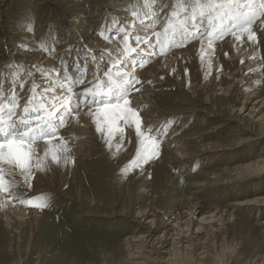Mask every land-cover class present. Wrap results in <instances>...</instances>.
I'll return each mask as SVG.
<instances>
[{
  "label": "rangeland",
  "instance_id": "1",
  "mask_svg": "<svg viewBox=\"0 0 264 264\" xmlns=\"http://www.w3.org/2000/svg\"><path fill=\"white\" fill-rule=\"evenodd\" d=\"M226 1L0 0V126L6 127V118L8 125L26 120L20 126L35 129L25 140L30 143L56 135L76 108L65 107L57 129L46 125L51 96L45 87L52 82H43L46 70L38 68L37 55L26 52L50 59L56 69L46 75L56 82L69 76L72 88L83 87L97 78L88 63L92 49H97L96 38L106 48L118 47L116 56L104 49L106 55L99 59L106 65H100L98 73L109 79L119 76L117 57L128 59L126 73L135 64L129 58L132 52L139 54L144 47L129 34L128 24H146L145 34L156 42L153 56H163L195 39L213 44L239 31L231 27L225 9L199 11L200 5ZM61 40L68 44L59 48ZM252 49L257 58L244 66L243 57L215 59L202 53L178 64L172 75L163 77L168 85L154 86L162 95L152 98L171 119L163 122V131L149 127L134 143L125 136L126 126L112 125L118 134L110 137L108 124L99 132L91 128L84 167L64 170L59 158L41 153L29 156L24 168L0 161V194L23 211L44 212L31 241L27 223L8 228L0 219V264H264V170L258 173L252 167L262 168L258 160L264 158V36ZM137 59L139 68L151 61L149 56ZM86 94H93L92 89ZM25 108L27 116L17 120L16 113ZM180 123L183 127L176 129ZM169 131L176 132L180 159L159 148ZM126 155L138 161H127ZM159 156L160 162L155 160ZM41 190L45 193L33 195ZM242 201L256 204L236 205ZM193 204L203 206L202 214L191 221L185 237L173 238L171 227H162L169 223V212H188ZM206 212L215 219L200 225L196 234L197 221ZM171 219L176 221V216ZM148 222L155 224L153 239L161 240L168 231L166 242L151 254L141 248L140 239Z\"/></svg>",
  "mask_w": 264,
  "mask_h": 264
},
{
  "label": "bare ground",
  "instance_id": "2",
  "mask_svg": "<svg viewBox=\"0 0 264 264\" xmlns=\"http://www.w3.org/2000/svg\"><path fill=\"white\" fill-rule=\"evenodd\" d=\"M228 1L224 2L223 4L225 5L228 4ZM237 2L240 5H245V4H248L249 2H253L257 6L259 5L257 3V0H237ZM242 10L247 11L248 9L243 8ZM126 20L129 22L132 19L129 18ZM224 20L227 21V18L225 17ZM145 26L137 27L136 25H134L133 28H131V26L128 24L127 31H129V34L134 37H137L136 39L137 43L138 44L142 43L144 47L140 49L139 54H135L136 52L134 51V49H132V51H134L135 53L132 52V55L129 58L135 64H134V67L127 69L125 71L126 73H124V69H125V65L128 59H125L124 57H121V56L117 57L119 59L121 58V62L119 63L120 67L117 68L116 70L118 73L117 75L119 76L112 75L110 76L109 79H105L104 77L101 76V74L98 73L100 70L99 66L106 65L102 62H99V59L101 58L104 59L106 55V54L103 55L104 49H108L110 51L109 54L116 56L114 52L115 50L118 49V47L117 46L115 47L113 45L112 47L108 46L110 49H113V50H110L109 48L104 47L102 42L99 41V38H96L94 40L96 41V44H94L93 46L97 47V49H92L94 52L93 54L90 55L91 60H89L88 63L90 66L89 68L94 73H96L97 78L95 79V82H92L90 85H86L83 87L74 86L72 88V86L70 85L71 81L68 80L69 76L59 77L56 82V79L54 77L52 76L49 77V75H46V73L52 74V72H50L49 70L52 67L56 69L55 68L56 66L51 62L50 59L44 58L43 54L38 53V52H35V53L26 52L24 54L25 56L37 55L39 58V59L37 58L38 59L37 64L41 66V67H38V66L37 67L46 70L44 73L45 76L43 74V76H41L40 78H44L43 82L45 83L52 82L48 87H45V90L48 91L51 96L50 97V102H51L50 107L48 106L49 108L48 107L45 108V111L47 113V118H48V120L46 121V125L48 124L50 128H53L54 130L57 129L59 125L58 119H59L60 113L62 114L63 112L66 113L65 111L66 109L72 110L73 109L72 106L73 105L76 106V108L72 112H70L68 115H66V117L63 119L64 123L62 124L61 128L56 131L58 132L56 135L55 133L46 134L43 139H40V140L37 139V141L25 143L26 144L25 151L28 152L29 156L34 157V154L36 153L37 155L38 153H41L42 155L46 154V155L56 156L62 162L64 170L73 171L75 170L77 165L83 166V161L88 159L90 155L88 154L89 142L86 140V138H88V134L90 133L89 129L91 128L97 129V126L101 128L103 125L107 124L104 122L103 118L97 114V109L104 107V104L102 103V101H107L110 105L115 104L117 102L118 97L120 98V103H123V99L129 100L128 107L132 108L137 113V116L141 121V127H140L141 134L145 133V129L149 127L154 128V129L157 128L159 130L162 127L163 122L168 119L166 117L168 113H166L162 108H160L157 102L152 98L153 95H159V96L162 95V93L158 91V89L154 86L158 84L168 85L169 83L164 81L163 77L167 74L168 75L171 74L172 70L175 69V67L178 64L180 65L187 64L190 57L195 55V53L199 55L202 53L204 56H207V55L213 56V58L215 59L221 57L223 59L233 60V59H238V58L243 57V58H246V60L242 62L243 66L250 63V60L251 61L254 60L255 57L257 56L255 54L254 49H252L253 44L264 36V11L257 9L256 15L253 17L251 23L246 26L247 31L239 30L237 32H233V33L231 32L230 34L226 33L227 35L225 34L224 35L225 37L223 36L224 38L220 37L222 39L220 38L217 39L216 40L217 42L213 44H206L205 42L202 41L201 37H200L201 38L200 40L198 39L199 38L198 37L197 38L198 40L195 39L191 43L189 42V44L185 46H181V47L179 46V48L175 49L173 52L168 53L163 56H153L154 53H152V51H154L155 49L153 48L152 45H154L156 42H154L155 40L153 41V39L149 38L148 35L145 34L147 32L145 29ZM138 31H141V32H138ZM223 31L221 33H223ZM237 35L239 36V39L236 38ZM67 44H68L67 40H63V41L61 40V42L59 43L57 47L62 48V47H65ZM164 44L166 45L167 41L164 42ZM27 47L28 49L30 48L34 49L35 46H33L32 44H28ZM137 56L139 59L141 57L146 58L149 56L151 57V61L147 64L146 67L139 68L137 66L139 63ZM108 59L110 60V58ZM79 61L82 62L81 59ZM75 62L78 63L77 61ZM68 71H71V70H68ZM127 78L129 79V82L126 84L125 80ZM133 78H134V81H133ZM109 85L112 87H110ZM104 86L106 88H104ZM91 89L93 91V94L94 93L95 94L94 95L86 94L87 96H85V92ZM78 93L80 94L83 93V97L78 95ZM91 95L94 96V98H92ZM108 97L110 101H108L107 99ZM86 101H89V102L86 103ZM65 107L67 108L65 109ZM1 112L2 111H0V114ZM34 113L37 114L35 111ZM16 114L18 115V118L16 117L17 120H21L22 115L24 114L26 115V112L22 110V112H17ZM168 120H171V119H168ZM6 121H7V118L5 122L3 123L6 124V127H7L9 122L11 123V121L10 120H8L7 122ZM24 122H26V120L19 121V124L24 125ZM28 122L29 121H27V123ZM115 124H116V128H117V125L126 126L127 130L125 131V136L127 138L129 137L132 138L134 143H138L141 135L140 136L136 135V129H135L134 124L129 122V124L125 125L124 121L120 119H117L115 123L112 125L115 126ZM182 127H183V123L176 125V129H180ZM112 128L113 126L109 130L110 132L109 137L112 136V133H114L112 131L114 129ZM160 131L162 132L163 130L161 129L159 130V132ZM174 133L176 132L174 131V132L168 133L164 137V141L162 140L163 142L161 143L159 148L160 150H165L168 154L174 155L175 158H179L182 152L178 153L179 148H176V145L179 140L177 138H173ZM117 134L118 133H114V135H117ZM118 140H119V143L123 141L122 134L119 135ZM111 142L114 143V141H111ZM137 158L132 159V156L130 155L125 156V159H127V161L134 160V162H136L138 161ZM183 159L185 160L186 157L184 156L182 160ZM155 160L160 162L161 161L160 156L157 157ZM258 161H259V164L260 163L262 164L263 166L262 168H260L259 166H256V167L252 165L251 166L255 168V170H257L259 173L260 171L264 170V158H261ZM44 191L45 190L35 192L33 195H40L42 193H45ZM254 204L256 203L242 201L236 205L249 206V205H254ZM203 209H204L203 206H197V205L195 206V204L188 207V212H181L177 209H172L171 212L168 211L169 212L168 215H170L169 217L171 218L176 216V221L169 218L170 219L169 223H165V225L162 227L164 228L171 227L170 229H168V231L172 232L171 233L172 237L173 236L185 237L184 235L188 231V230L186 231V229L190 227L191 221L195 219L194 218L195 216L202 214ZM43 213L44 212L40 210L38 211V210H31V209L23 211L19 207L12 206L10 203L7 202V199L3 195L0 194V219L4 221V223L6 224V227L8 228H11L13 224H16V226L20 228L23 226V224L25 225V223H27L30 229V234H29L30 241L36 238V233L39 230L40 225L42 223ZM188 216L189 218L187 219V221H184L183 223H181L182 220H185ZM214 219L215 217H213V215L211 216L210 214L207 216V212H206V214L200 217L199 221H197L199 226L196 228L195 233L199 234L200 227H201L200 225H204L207 221H213ZM172 223L173 225L171 226ZM148 224H151V222L150 223L148 222ZM152 225H155V224L152 223L149 229L147 228L148 231L143 235V237L140 238L141 248L142 249L146 248L148 250L147 253L149 254H151V252L155 250L156 245L164 244L166 242L165 236L168 235V231H166V234L161 236V240L159 239L160 241L158 240V238L153 239L154 231L152 230L153 229ZM169 240H171V238ZM174 242H173V245L175 244Z\"/></svg>",
  "mask_w": 264,
  "mask_h": 264
},
{
  "label": "snow or ice",
  "instance_id": "3",
  "mask_svg": "<svg viewBox=\"0 0 264 264\" xmlns=\"http://www.w3.org/2000/svg\"><path fill=\"white\" fill-rule=\"evenodd\" d=\"M213 8L226 10L225 15L232 21L231 27L233 29L247 31L246 26L251 23L257 9L264 10V0H261L258 6L253 2L240 5L237 0H229L226 5H200L199 11L203 14L206 9L211 11ZM243 8H247L248 10L243 11ZM208 35L211 37L212 33L209 32ZM236 38L239 39V36L237 35ZM102 103L104 107L98 108L97 114L103 118L105 123L111 126L117 119L124 121L125 125L131 122L135 125L136 135H141V121L137 113L128 107V99H123V103H120V98L118 97L115 104L110 105L107 101H102ZM24 111L28 112V108H25ZM96 130L97 132L101 131L99 126H97ZM34 132L35 129L27 127V130H24L20 125L10 124L7 127H0V161L9 164L15 163L17 166L24 168L29 160V154L25 151V140L30 138Z\"/></svg>",
  "mask_w": 264,
  "mask_h": 264
}]
</instances>
